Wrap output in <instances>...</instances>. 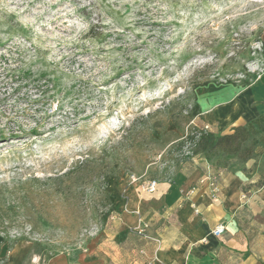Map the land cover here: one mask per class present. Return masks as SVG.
I'll list each match as a JSON object with an SVG mask.
<instances>
[{
  "label": "rangeland",
  "instance_id": "rangeland-1",
  "mask_svg": "<svg viewBox=\"0 0 264 264\" xmlns=\"http://www.w3.org/2000/svg\"><path fill=\"white\" fill-rule=\"evenodd\" d=\"M263 74L264 0H0V264L16 244L19 264H101L99 244L106 264H150L145 227L123 249L105 235L120 187L198 163L211 193L233 170L264 187V130L246 160L198 141L225 131L201 90Z\"/></svg>",
  "mask_w": 264,
  "mask_h": 264
},
{
  "label": "crops",
  "instance_id": "crops-1",
  "mask_svg": "<svg viewBox=\"0 0 264 264\" xmlns=\"http://www.w3.org/2000/svg\"><path fill=\"white\" fill-rule=\"evenodd\" d=\"M198 101L205 119L210 124L221 119V128L229 133L264 113V74L245 88L210 84ZM248 178L243 170L228 172L214 194L205 165L198 163L180 171L174 182L158 183L152 193L122 186L105 235L123 249L129 230L145 227L158 244L150 264H264V187L244 189ZM220 222L225 231L214 236L211 229ZM102 248L99 244L92 250L101 264L106 262ZM27 250V245H14L4 264H19ZM46 264L68 263L64 255H55Z\"/></svg>",
  "mask_w": 264,
  "mask_h": 264
},
{
  "label": "trees",
  "instance_id": "trees-1",
  "mask_svg": "<svg viewBox=\"0 0 264 264\" xmlns=\"http://www.w3.org/2000/svg\"><path fill=\"white\" fill-rule=\"evenodd\" d=\"M255 125V132L264 130V113L249 121L247 125L234 126L231 132L224 133L215 137L209 132L200 131L198 141L203 142L204 146H208V150L209 152H211V155H215L218 153H241L242 160H246L251 157L254 150V145L251 144L245 146L244 143L249 139L251 131L254 129ZM109 196L110 199L114 201L115 194L110 193Z\"/></svg>",
  "mask_w": 264,
  "mask_h": 264
},
{
  "label": "built area",
  "instance_id": "built-area-1",
  "mask_svg": "<svg viewBox=\"0 0 264 264\" xmlns=\"http://www.w3.org/2000/svg\"><path fill=\"white\" fill-rule=\"evenodd\" d=\"M129 181L131 183H135L137 185L141 184L142 180H140V178L138 176H135V175H131L129 176ZM157 185H158V182L156 179H148L146 180L145 182H143L141 184L142 187H144V189L147 191V192H154L157 188ZM214 190V188L212 189ZM225 224L223 222H220V223H217L212 229H211V233L214 235V236H220L221 234H223V232L225 231Z\"/></svg>",
  "mask_w": 264,
  "mask_h": 264
}]
</instances>
